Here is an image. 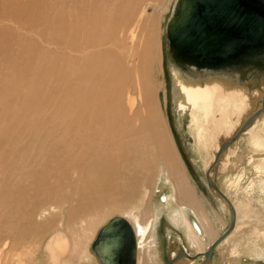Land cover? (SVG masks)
Returning a JSON list of instances; mask_svg holds the SVG:
<instances>
[{"label":"bare ground","instance_id":"6f19581e","mask_svg":"<svg viewBox=\"0 0 264 264\" xmlns=\"http://www.w3.org/2000/svg\"><path fill=\"white\" fill-rule=\"evenodd\" d=\"M29 1L30 7H24L21 4L22 7H20V5L15 3L16 0H0V17H14V21L17 18L26 27V22L29 19H33L35 24L31 23V26H36L33 29L39 31L40 36H43L46 42L50 40L51 45L53 43L58 48L63 49L62 53L52 57L44 67L42 65V71L35 69L40 75L31 83L33 92H28L23 97V106L25 105L23 111L29 108L36 115L41 111H46L48 116L46 115L47 117L45 118L34 116L36 118L32 120L18 123L17 128L4 130L0 133V252L2 250L1 247L10 248L9 252H11V255L9 254L10 259L2 261L0 257V264H8L10 260L12 264H22L21 261H25V264H30L27 253L30 246L27 244L39 239L38 237L48 228L58 222L64 223L71 230H75L78 223L86 222L87 227H82L85 234L87 228L95 227L97 222L101 221L108 211L119 208L124 209L123 213L125 214L122 216L130 221L135 231L137 238V264L141 263L145 255L146 261L144 262L152 264V261H157L161 251L160 240L157 237L159 218L155 217V214L150 216L145 208H141L142 204L133 205L139 196L138 190L141 186L140 178H142V174L139 171H135L134 166H132V157L136 151L134 142L133 145H130L124 140L128 128L131 131V125L132 129L135 126L133 125L134 123L129 124L128 118H125L127 114L123 112L125 109H123L124 101L122 97L124 89L127 91L124 83L127 86L129 85L126 83L128 80L123 83V77H120L121 61L114 55L117 50L110 49V51H107L103 50V47L96 49L97 46L106 44L104 39L106 36L103 35L104 38H102L103 36H98L99 33L96 31V34L92 33V24L90 28L92 32L90 30L87 31L86 26L88 24L86 26L84 24V27H86L85 31L88 32L87 35L84 34L85 31L82 29V23L80 24L79 18L86 13V7L82 6L87 4V7H90L89 5L92 2L89 3L88 0ZM27 7L28 12H25ZM97 12L100 11L98 10ZM102 14L105 17L106 14ZM106 18H103V21ZM90 20L89 24L91 23ZM83 22L87 23L86 20ZM93 25L95 26L96 24ZM116 25L114 26L116 27ZM108 29L110 31V28ZM113 31H115L114 27L112 28ZM82 33L87 37H84ZM4 34V32L0 31V42L9 44L8 35L10 34ZM146 37L147 39L144 43V50L146 51L142 54L143 62L139 72L140 82L143 79L142 74H144L145 63L149 66L155 60L150 61V50H152L153 46H156V49L158 48L155 44L157 40L152 38L153 36ZM108 38L110 39V37ZM110 40L112 41V39ZM81 43L83 46H81ZM107 47L109 48V46ZM49 50L47 48V52ZM30 53L25 52V56H29ZM116 55L118 56V54ZM154 57L156 58V54ZM157 57L159 59V56ZM170 57L175 63L172 70L177 71L180 68L182 71L181 74L180 72L174 74V88L177 90L175 93L176 106L177 108H180V106L190 107L193 110L189 118V126L197 127L198 138L203 141L207 152H209L208 148L213 145V143L211 144V137L213 139L218 138L222 143L223 140L219 139L221 135L223 136L228 132L224 140L234 136L248 116L264 105V89H260L261 95H256L258 94L256 89L255 91H246L248 89H245L237 92V79L233 78L236 76L232 75L233 83H229L231 79H229L227 73L223 77L225 82L222 81L221 84H215L212 87L209 84L207 86L209 90L206 88L202 89L200 85L194 87L190 81H186L189 83H186L188 84L187 87L182 90V88H179L177 81L183 82L181 75L186 73L193 74L192 71L195 70L190 72L183 71V68L177 63L179 62L178 59L173 58L171 53ZM2 64H4V61H2ZM10 69L13 74L17 72L15 66ZM231 72L235 73L236 71ZM237 77L240 76L237 74ZM46 80L55 82V84L45 89ZM227 81L228 83H226ZM189 86L191 90H189ZM140 90L141 93L144 92V100L151 104L152 107V90L143 82L140 83ZM251 95L252 98L256 97L255 101L253 99L248 100ZM182 96L184 98H181ZM181 100L183 101L180 102ZM134 102L135 99H128V103L131 106H133ZM215 111L222 114V118L219 123H217L216 118H213L216 120L215 132L208 135L204 131L206 126H204L205 124L203 125V121H210V123L214 124L215 121L212 119V114ZM134 116L137 117L138 115L136 116L135 114ZM133 119L132 121H134ZM150 119L153 121L152 115ZM240 121H242V125L238 126ZM151 125L153 127V123ZM156 126L157 124L155 128ZM151 132L154 133L153 131ZM157 132L158 136L160 127ZM245 133L251 134L249 136L253 154L250 156V162L264 168V112H261L254 119L251 125L241 134L240 138ZM214 135L216 136L214 137ZM151 137L153 138L154 135ZM152 138H150L151 141L154 140ZM240 138L239 140H241ZM237 141L230 145L229 150L232 147H234V150L237 149ZM135 142L137 143V141ZM157 143H160L165 153L169 154L167 162L170 165V169L174 170L177 166V158L175 159L171 155V150L165 138L162 140V135L158 136ZM217 146L216 152L220 145ZM211 155L206 160L208 166L215 158V156L212 158ZM222 156L221 158H223ZM221 162L219 161L218 164ZM213 173L211 171V176ZM174 177L178 180L177 183L180 190H183L186 195L181 194L182 199L184 198V203L179 204L178 198H173L172 195L174 194L172 193H165L160 201L165 205H171L172 201L175 200L179 204L175 202L174 205L176 207L172 208L173 210L169 209L168 218L173 226L179 227L183 225L185 227V239L189 246L195 249L197 253H200V255H204L211 244L218 238V236L216 237L217 233L212 223L210 225L204 222L196 204L197 200L191 193L193 189L190 191L189 185L187 186L183 182L182 176L174 173ZM184 184L186 187H183ZM52 196L54 197L53 202H49L47 206L42 204ZM188 203H191V205ZM65 204H69V206L65 208ZM226 204L223 206H226ZM247 204L249 205V202ZM189 213H192V217H190ZM152 217L153 219H150ZM80 226L78 225V228ZM237 228L238 225L235 226L232 233ZM76 230L78 231L77 228ZM169 234H172V232H168ZM213 238L214 240L210 242ZM204 242H210L205 251L202 250ZM69 244L70 240L64 232H53L44 246L49 263L64 264L62 257L68 248L70 250ZM85 247L87 248V246ZM182 248L187 250L186 247ZM143 252L146 254L143 255ZM93 253L96 256L94 250ZM22 254L26 257L23 258ZM96 258L97 262L101 264L99 258L97 256ZM185 259L191 260L188 257H185ZM175 264L182 263L178 262Z\"/></svg>","mask_w":264,"mask_h":264},{"label":"rangeland","instance_id":"374dc122","mask_svg":"<svg viewBox=\"0 0 264 264\" xmlns=\"http://www.w3.org/2000/svg\"><path fill=\"white\" fill-rule=\"evenodd\" d=\"M88 2H92V4L89 5L90 7H87V4H85L86 6H82L86 7V13L79 18L80 24L82 23V29L85 31L87 27V31H89L93 26L91 29L93 32L90 30L92 33L96 34V32H98V36H106L105 38L104 36L102 37L105 39L106 44L99 47L97 46L96 49H101V47H103L102 49L107 51H110V49L117 50L116 54H118L119 57L114 51L113 52L118 60L121 61L120 63L122 67L119 71V74L121 75L120 77H123V83L128 80L126 83H128L129 86L124 83L127 91L124 89V95L126 96L124 97L123 95L124 98L122 97V100L124 101L123 109H125L123 112L129 116L126 115L125 117L126 119L128 118L129 124L134 123L133 125L136 128L133 126L134 128L132 129V125L130 124L131 131H129L128 128L124 140L130 145H133L134 142V148L136 151L132 157V166H134L135 171H139L142 174V178H140L141 186L138 190V201L136 200L133 205L138 203L142 204L141 208H145L150 216L155 214V217L159 218L157 223V237L160 240L161 251L157 257V261H152V264H169V259L176 253L177 249L179 250L182 247H186L187 251L191 254L197 253L195 249L189 246V243L185 239V227L183 225L179 227L173 226L168 218L170 210H173L172 208L176 207L174 205L176 201H172L171 205H165L160 201L165 193H172L174 194L172 195L173 198H178L177 201L179 204L184 203V198L182 199L181 194H185L183 193V190H180L177 183L178 180L174 177V173L183 177L182 180L187 186L189 185L190 191L193 189L191 193L197 200L196 204L199 208V212H201L206 224L212 223L213 228L217 233L216 237L220 236L229 227L232 218L231 211L225 200L209 188L205 177L206 171L214 161L213 160L208 166L206 160L209 159L210 154H212L211 157L214 158L216 148L218 147L217 145H221V142L218 138H215L217 139L215 141V139L211 137V144L213 143V145L208 148L209 152H207L203 141L198 138L196 132L197 127L194 128V126H189V118L193 110L190 107L180 106V108H177L176 106L177 102L175 101V93L177 90L174 88V74L176 72H180L181 74L182 71L180 68L178 69L179 71L172 70L175 63L172 61L170 52L167 49L166 37L167 26L178 1L88 0ZM15 3L18 5L21 4L24 7H30L29 0H16ZM21 5L20 7H22ZM28 7L25 12H28ZM98 10L100 12H97ZM99 13L101 14V17L99 16ZM102 13L106 14L105 17L102 16L104 15ZM87 17L89 20L91 19L90 24L89 20L87 21ZM103 18H106L105 21H103ZM16 20L17 18L14 21V17L10 16H7L6 18L0 17V31L4 32V35H8V33L10 34L8 35L9 44L0 42V133L4 130L17 128L18 123L32 120L36 118L34 116L39 118H45L48 116L46 111H41L38 115L32 112L29 108L23 111V107L25 106H23V97L26 93L33 92V86L31 83L40 75L36 70L42 71V65L44 67L52 57L57 56L58 53H62L63 49L58 48L53 43L51 45L50 40L46 42L44 37L40 36V32L33 29L36 26H31V23L35 24L33 19H29L28 22H26L27 27L24 23ZM85 20L87 23L83 22ZM113 23L117 24L119 27L117 25L115 27V24ZM84 24L85 26L88 25L84 27ZM93 24L96 25L94 26ZM113 27L115 28V31L112 32ZM108 28H110V31ZM109 32L111 33L109 34ZM87 33L88 32L85 31L84 34L87 35ZM84 34L82 33L85 37L86 35ZM146 36H153L152 38L157 40L155 44L158 47L156 49V46L152 45L153 48L150 50L151 53L149 59L150 61L155 60L150 64H153L152 66H148L145 63V70L144 74H142L143 79L141 81L152 90V107L151 104H148L144 100V92L141 93V82L139 81V72L141 71L140 68L143 62L142 54L146 51L144 50V43L147 39ZM108 37H110L112 41ZM81 46H83L82 43ZM107 46H109V48ZM111 46L113 47L110 48ZM47 48L48 50L52 49L47 52ZM25 52L31 53L29 56H25ZM157 53H159V55H157ZM155 54L156 58L154 57ZM157 56H159V59ZM29 58L31 59L28 60ZM2 61H4V64H2ZM13 66L17 69L15 74H13L10 69ZM192 72L193 74L181 75L183 82L180 80L177 81L179 88L184 90L188 85L186 83H189L186 81H190L193 83L194 87L200 85L202 89H205L209 84L212 87L215 84H221L222 81L225 82V79H223L225 73L228 74L227 76L231 75V77L234 75V72L232 73L231 70L220 67L205 71ZM198 74L202 75L203 78H199ZM237 74L239 73L237 72ZM226 83H228V81ZM229 83H233V80L231 79ZM46 84L47 85L44 87L45 89L48 86L55 84V82H49L46 80ZM242 85L246 86L244 83ZM189 90H191L190 86ZM246 91L251 90L249 88ZM198 92L200 93L199 90ZM259 94L260 91H258V94L256 95ZM181 98L184 97L182 96ZM255 98L256 97L252 98L251 95L248 97V100H254ZM128 99H135L133 106L128 103ZM182 101L183 100L180 102ZM215 113L213 114L216 116L212 114V119L216 118L217 123H219L222 114L219 112L217 113L216 111ZM135 114L138 116L135 117ZM132 115L135 119H133L134 117ZM151 115L154 122L150 119ZM130 118L134 121H132V119L129 120ZM213 120L215 121L214 124L210 123V121H203V125L205 124L204 126H206L204 131H206L208 135L215 132L214 128L216 120ZM241 122L242 121L238 123V126ZM150 123H153V127H151L152 125ZM155 123L158 126H156V128ZM159 127L160 132L158 136L162 135V140L165 138V141L171 150V155L175 159L177 158V166L174 170L170 169V165H168L169 163L167 162L169 154L165 153L160 143H157V131ZM152 135H154L153 138L156 142L154 140L151 141L150 138H152ZM227 135L228 132L223 136L221 135L219 139L224 140ZM249 135L251 134H243L242 138H240L241 140L237 141V149L234 150V147H232L233 149H228V152L225 153L226 156L224 154L222 156L223 158H221L223 161L221 162L220 160L222 164L220 163L217 165L221 167L219 168L216 166L213 168L214 173L212 176L217 175L219 187L229 197L233 204H235L234 207L237 214L236 225H238V228L215 250L213 259L205 264H264V172H262L264 168H261L258 164L250 162V156L253 154V149L250 145ZM215 136L216 135H214V137ZM135 141H137V143ZM149 145L150 147H148ZM153 150L155 151L153 152ZM186 185L184 184L183 187H186ZM53 201L54 197L52 196L42 204H46L47 206L49 202ZM247 202H249V205ZM176 204L178 203L176 202ZM188 204L191 205V203ZM224 204H226V206H223ZM68 206L69 204L64 205L65 208ZM123 212L124 209L122 208L108 211L103 219L97 222L95 227L87 228L85 234L83 233L82 227L87 225L86 222H84L85 224L78 223L79 226L81 225L79 228L78 225L76 226L78 231L76 228L75 230H71L66 227L64 223L61 224L58 222L56 225L48 228L40 237H38L39 239L33 240L31 243L27 244L30 246L28 247L27 252L28 260L31 262L30 264L49 263L48 255L44 246L48 237L56 231L64 232L70 240V250L68 248L67 252H65L62 257L64 259V264H99L93 253L92 244L96 240L100 228L111 217L125 214ZM189 214L190 217H192V213ZM150 219H153V217ZM81 228L82 230H80ZM168 232H172V234L168 235ZM214 238L210 242H212ZM171 241L172 245L170 246ZM210 242H204V248H202V250L205 251ZM85 246H87V248ZM1 249L0 257L2 261L10 259V248L1 247ZM73 251L76 253L78 252L77 255ZM171 251H175L172 253L173 255H170ZM142 254L145 255L146 253L143 252ZM75 255L76 257H74ZM22 257L24 258L26 256L22 254ZM144 261H146V255L140 264ZM202 261L203 259L201 258L197 261H190L184 258L179 262L182 264H199ZM21 263L25 264V261H21ZM8 264H12L11 260ZM143 264H146V262Z\"/></svg>","mask_w":264,"mask_h":264},{"label":"water","instance_id":"95a60500","mask_svg":"<svg viewBox=\"0 0 264 264\" xmlns=\"http://www.w3.org/2000/svg\"><path fill=\"white\" fill-rule=\"evenodd\" d=\"M177 1L167 27L166 46L184 71L199 72L219 66L236 71L233 77L236 79L237 72L241 79L250 73L264 77V0ZM261 112L264 105L248 116L234 136L222 141L206 171L207 185L225 200L232 218L229 227L211 244L199 264L213 259L216 247L234 231L237 222L232 201L219 187L217 175L211 176L210 171ZM92 248L101 264H137L135 231L122 215L111 217L100 228ZM183 256L197 260L200 254L193 255L181 248L176 257L169 259V264Z\"/></svg>","mask_w":264,"mask_h":264},{"label":"flooded vegetation","instance_id":"af4514ba","mask_svg":"<svg viewBox=\"0 0 264 264\" xmlns=\"http://www.w3.org/2000/svg\"><path fill=\"white\" fill-rule=\"evenodd\" d=\"M245 84L246 86H244V85H242V84ZM250 88V90H254V89H256V90H258V91H261L260 89H264V77L263 78H261V77H259V76H257L256 74H254V73H250V74H248V75H246L245 77H244V79H241L240 77H237V92H240L241 90H245V89H249ZM206 89H208L209 90V88H207L206 87ZM211 90V89H210ZM212 90H214V89H212ZM255 91V90H254ZM219 92H220V90H219ZM242 125V123L240 124V126ZM211 171H212V173H213V170L211 169ZM211 171H210V173H211ZM226 239V238H225ZM224 239V240H225ZM223 240V241H224ZM172 245V241H171V243H170V246ZM218 247V246H217ZM181 249V248H180ZM209 249V248H208ZM216 250V249H215ZM178 249L176 250V253L173 255L172 253L173 252H175V251H171V254L170 255H173L170 259H173L174 257H176L177 256V253H178ZM188 252V251H187ZM202 253H204V252H202ZM197 254H200V253H197ZM193 255H195V254H193ZM185 257H183V258H180V259H178V261H176V262H174V264L175 263H177V262H179V261H181L182 259H184ZM199 258H201V259H203L204 260V258H205V256L204 255H200L199 257H198V259ZM197 259V260H198ZM196 260V261H197ZM190 261H195V260H190Z\"/></svg>","mask_w":264,"mask_h":264},{"label":"crops","instance_id":"0c3cea01","mask_svg":"<svg viewBox=\"0 0 264 264\" xmlns=\"http://www.w3.org/2000/svg\"><path fill=\"white\" fill-rule=\"evenodd\" d=\"M217 249V248H216Z\"/></svg>","mask_w":264,"mask_h":264}]
</instances>
